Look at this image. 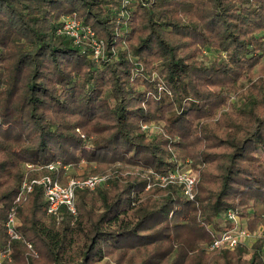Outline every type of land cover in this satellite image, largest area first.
<instances>
[{"label":"trees","instance_id":"16d2710c","mask_svg":"<svg viewBox=\"0 0 264 264\" xmlns=\"http://www.w3.org/2000/svg\"><path fill=\"white\" fill-rule=\"evenodd\" d=\"M127 8L125 19L120 0H0L3 264H263L260 239L207 245L229 209L249 230L264 226V0ZM72 13L104 42L101 61L55 34ZM204 48L216 57L206 61ZM151 124L155 133L141 129ZM82 160L79 179L108 172V184L76 189L75 215L62 207L56 223L39 185L15 202L25 178L63 182V169L45 166ZM185 160L197 174L192 200L151 175ZM11 208L21 240L7 233Z\"/></svg>","mask_w":264,"mask_h":264},{"label":"built area","instance_id":"2783aa9c","mask_svg":"<svg viewBox=\"0 0 264 264\" xmlns=\"http://www.w3.org/2000/svg\"><path fill=\"white\" fill-rule=\"evenodd\" d=\"M132 0H120L121 10L120 16L127 19L129 15L128 6ZM123 30V29H122ZM55 34L59 37H65L72 41L74 46L80 48H86L89 50L90 58L93 61L99 62L104 58V42L97 39L94 31L88 26L77 19L75 13L66 15L61 18ZM161 89V85H159ZM158 129L155 125H142L141 129L147 133L155 132L154 129ZM27 169L35 168L41 169V166H33L32 164H26ZM49 171H55L63 169L66 171L69 169V165H61L60 162L50 163L45 166ZM154 182H158L161 186L173 183L183 186L182 194L188 199L194 198V185L196 182L197 174L193 171L189 160H185V163L178 164L173 171L165 175H158L151 173ZM107 180L104 175H91L84 179L70 177L66 182H60L52 175H44L40 178L28 180L24 179L20 185L19 192L15 199V202H24L27 199V195L32 191L35 185L42 187L43 195L46 201V214L53 217L56 223H60L61 208H65L68 212L75 215V190L76 189H89L93 190L97 186L103 185ZM149 188V186L147 187ZM218 225L220 227L219 232H213L214 238L207 245L208 251L215 250H229L234 251L237 245L245 244L249 241H255L260 239L263 242V257L264 264V227L259 226L255 230H249L247 222L244 218L240 217L235 211L229 209L223 213L218 219ZM15 226V213L14 208H11L10 213L6 221L7 233L13 239L21 240V236L14 231ZM209 228H211L209 226ZM31 253L36 254L32 245L26 243ZM9 249L0 251V264L5 261H9Z\"/></svg>","mask_w":264,"mask_h":264},{"label":"rangeland","instance_id":"374dc122","mask_svg":"<svg viewBox=\"0 0 264 264\" xmlns=\"http://www.w3.org/2000/svg\"><path fill=\"white\" fill-rule=\"evenodd\" d=\"M218 51L216 49H207V48H204L203 49V57L206 59V61H211L212 59H214L217 55ZM201 56V57H202ZM155 132L158 130V129H154ZM153 132V133H155ZM89 165H87V163L82 160L78 165L77 167H72V166H69V169L66 171V174L64 175L63 173V179L65 182L68 178L70 177H82L83 175L87 174L88 171H89ZM91 175H99V174H90L89 176ZM108 175L109 173L107 172V174L105 173L104 176H106L108 178ZM108 184V179L107 181L103 184L104 186ZM101 185V186H103ZM248 217H245L244 219L246 220L247 222V219ZM249 223V220L247 222V225ZM259 226H262L264 227L263 225H259ZM258 226V227H259ZM57 227V226H56ZM248 227V226H247ZM253 243V241H249L248 243H245L246 245H251ZM207 244V243H206ZM205 244V245H206ZM65 250H67V253L72 255V256H76L77 253H78V250H79V245L73 241L71 242H65ZM249 254L246 255V257H248ZM104 261H107L106 259H104L102 262H100V264H102Z\"/></svg>","mask_w":264,"mask_h":264}]
</instances>
